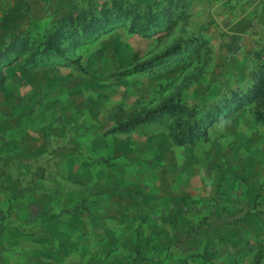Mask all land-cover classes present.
<instances>
[{
	"label": "rangeland",
	"instance_id": "rangeland-1",
	"mask_svg": "<svg viewBox=\"0 0 264 264\" xmlns=\"http://www.w3.org/2000/svg\"><path fill=\"white\" fill-rule=\"evenodd\" d=\"M35 1L0 0V264H264V0Z\"/></svg>",
	"mask_w": 264,
	"mask_h": 264
},
{
	"label": "trees",
	"instance_id": "trees-1",
	"mask_svg": "<svg viewBox=\"0 0 264 264\" xmlns=\"http://www.w3.org/2000/svg\"><path fill=\"white\" fill-rule=\"evenodd\" d=\"M121 7V6H120ZM104 11L102 10L100 14H95L93 10H85L82 9L78 13H74L69 15L66 19H63L60 21V24L56 27L50 28L47 30V33H45L42 39H36L38 41L39 45L36 49V53L34 55L35 59H39L43 55H49V54H57V52H61L62 48L60 46V39L64 37H69L72 39H77L78 34L82 31H88V30H93L94 31V26H103L105 23L106 25L110 23L111 21L114 20V17L108 13L107 10ZM119 15H123L125 10L123 8L118 9ZM97 15V16H96ZM117 16V15H116ZM116 19V17H115ZM29 36V35H28ZM27 39L26 37H21L20 39H12L10 40L9 44L5 45L3 48H0V61L2 59H6L11 55L12 49L16 48L17 46L21 45V42L23 40ZM176 52H178L176 50ZM257 96V89L253 91H247L244 93H235L233 97H231L228 102L231 103L230 105H234V109L237 108L239 105H242L246 102L252 101L254 97ZM180 107L178 104H172L169 105L167 103H164L160 105L157 109L151 110L146 112L145 115H141L138 117V120L136 119L135 121L131 123H126L124 126V129L128 128L129 125L130 127H134L135 124L142 119L146 118H160L167 113H170L172 108H177ZM206 106H203L202 108H205ZM205 110L203 117L200 119H209L211 115H214L216 112V109L211 106L209 109H203ZM258 117L261 119V122L264 124V117L262 114H259ZM197 119V118H196ZM195 124H192V128L189 130L187 133H181L177 136L174 137L175 142L178 144H182L185 142H191L193 143L195 139H197L200 135H202L201 132H199V124L198 119L195 120ZM205 134V133H204ZM264 256V253H263Z\"/></svg>",
	"mask_w": 264,
	"mask_h": 264
},
{
	"label": "crops",
	"instance_id": "crops-1",
	"mask_svg": "<svg viewBox=\"0 0 264 264\" xmlns=\"http://www.w3.org/2000/svg\"><path fill=\"white\" fill-rule=\"evenodd\" d=\"M37 1V4H34V3H31V4H34L35 6H37L38 4H39V6L41 7V8H44V10H43V12H45L46 13V11H48L49 9H48V7L49 6H55V5H57V0L56 1H54V2H49V3H47L46 4V1H42V0H36ZM35 1V2H36ZM35 8V7H34ZM35 11H37V8H35ZM62 19V18H61ZM121 181H127V182H130L131 180H130V178L128 177L127 178V176H125V177H123L122 179H121Z\"/></svg>",
	"mask_w": 264,
	"mask_h": 264
}]
</instances>
